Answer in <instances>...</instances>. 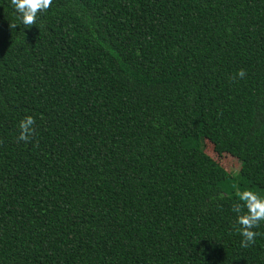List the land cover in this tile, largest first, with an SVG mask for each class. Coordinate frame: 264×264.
I'll list each match as a JSON object with an SVG mask.
<instances>
[{"label": "trees", "instance_id": "trees-1", "mask_svg": "<svg viewBox=\"0 0 264 264\" xmlns=\"http://www.w3.org/2000/svg\"><path fill=\"white\" fill-rule=\"evenodd\" d=\"M237 188L264 197V0H53L30 27L0 0V264H264Z\"/></svg>", "mask_w": 264, "mask_h": 264}, {"label": "clouds", "instance_id": "clouds-1", "mask_svg": "<svg viewBox=\"0 0 264 264\" xmlns=\"http://www.w3.org/2000/svg\"><path fill=\"white\" fill-rule=\"evenodd\" d=\"M52 3L53 0H11V4L18 13V18L25 27L36 24L37 14L46 12ZM236 76L243 79L246 76L245 70H238ZM235 78L233 77V79ZM35 123L36 120L31 115L20 120L18 141L27 142L30 140L34 134L33 125ZM235 195L239 202L232 207V210L237 214L234 227L242 237L241 247H249L255 243V237L259 235L253 229L259 227L260 223L264 221V197L250 188H245L243 191L237 188ZM237 225L238 227H236Z\"/></svg>", "mask_w": 264, "mask_h": 264}, {"label": "rangeland", "instance_id": "rangeland-1", "mask_svg": "<svg viewBox=\"0 0 264 264\" xmlns=\"http://www.w3.org/2000/svg\"><path fill=\"white\" fill-rule=\"evenodd\" d=\"M205 151L227 172L232 174L239 172L241 164L247 158L244 151L221 137L206 140Z\"/></svg>", "mask_w": 264, "mask_h": 264}]
</instances>
